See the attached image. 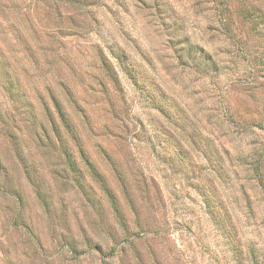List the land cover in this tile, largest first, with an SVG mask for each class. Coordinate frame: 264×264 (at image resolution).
Wrapping results in <instances>:
<instances>
[{"label":"rangeland","instance_id":"obj_1","mask_svg":"<svg viewBox=\"0 0 264 264\" xmlns=\"http://www.w3.org/2000/svg\"><path fill=\"white\" fill-rule=\"evenodd\" d=\"M260 11L264 0H0V264H264V176L242 164L264 152ZM251 70L256 84L218 95ZM40 123L53 138L60 126L83 186Z\"/></svg>","mask_w":264,"mask_h":264},{"label":"trees","instance_id":"obj_2","mask_svg":"<svg viewBox=\"0 0 264 264\" xmlns=\"http://www.w3.org/2000/svg\"><path fill=\"white\" fill-rule=\"evenodd\" d=\"M218 15H219V12H218ZM254 17H255L256 21H258V22H259V20H261V23L263 25L262 26L259 25L260 26L259 29L260 30L263 29L264 28V12H262V11H260V13L256 12V15ZM219 20H220V23L223 24L224 26L228 25L226 23V19H224L223 17L221 18L220 15H219ZM196 46L191 47V49H189V53H190V50H195L196 48H198ZM190 55H191V53H190ZM190 55H187L188 56L187 58L181 57V59L186 60V62L190 60V61L198 64L197 59H195L196 57L191 56V58H189ZM198 56H199L198 61L199 62L204 61L205 66L210 68L211 71L213 72V74L217 73L216 71H218L221 68L222 60L219 58H216V57H212L211 55L205 54L203 52V49H202L201 55H198ZM120 65L122 66V63ZM99 68L101 69V71L104 72V77H107V75H108L109 77L112 78V80L116 81V79L114 78V74H113L114 72L112 71L113 67L111 65L110 59H108L107 57H104V56H100ZM257 75H258L257 72H255L254 70H251L250 74L248 76H245L244 81H243L244 77H242V76L234 77L233 75H231L232 78H229V80H226V81L225 80L222 81L221 90L217 91L218 95H224L225 96V94L228 90L227 88L230 86V84H233V83H238V82L244 83V84L246 83L249 86H250V84H256L258 82L257 81ZM96 81L98 82L97 77H96ZM219 83H220V81H219ZM98 84L100 86H102L104 83L98 82ZM215 88H216V86H215ZM217 92H215L213 94L214 98L217 97ZM72 97H73V94H72ZM222 98H223V96H222ZM53 102H54V105L56 106V112L58 114V117L60 118L61 122L64 124L66 130L68 131V134L71 136L72 139H75V140L79 139L77 132L74 128L72 119L69 118L67 112L59 104L60 103L59 97L54 95L53 96ZM226 121L230 125H236V126L240 125L243 128H246V127L249 128L248 124L241 125V124L237 123L235 120H233L232 115L227 116ZM30 122L34 126L36 124L37 120L35 118V120L34 119L30 120ZM52 126H53L54 138H53V136L49 137V134L47 133L46 127L44 125H42V123H40L41 131H43V133H40V131H37L38 140L42 144H43V141H42L43 139H46V141L49 143H52L53 140H55V139L59 142L61 147H63V149L65 150V156L67 159V164L74 171L75 175H78L77 182L81 186H83V181H82L81 177H79V174H81V171L79 170L78 161L75 159V157L71 153L70 147L67 145L68 143H67L66 137L63 135L62 130H61L60 126H58V124L53 123ZM259 126L261 128H264L263 124H261V123L259 124ZM16 147L18 148L17 149V156L22 160L23 163L27 164V157L24 154V152L21 150L20 144ZM78 147H79L80 154L83 156L84 153H83L82 145L80 144V146H78ZM85 162H86V164L91 166V163L89 162V160L85 159ZM242 164H248L247 168H245V171L251 172L252 179H254L255 181H257L260 184L263 183V176H264V152L263 151H260L259 148L250 149V151H248V156L245 159H242ZM3 169H4V165H3V162L0 158V171H2ZM15 225L23 226L29 233H31L30 235H32V231H31L29 225L27 223H25L22 215L19 214L16 216ZM32 237H33V239L36 240L37 244L40 245L39 240H37L33 235H32ZM69 244H71V243H69Z\"/></svg>","mask_w":264,"mask_h":264}]
</instances>
